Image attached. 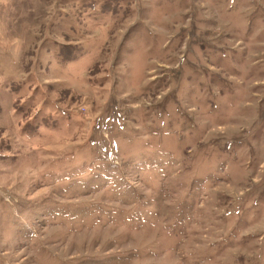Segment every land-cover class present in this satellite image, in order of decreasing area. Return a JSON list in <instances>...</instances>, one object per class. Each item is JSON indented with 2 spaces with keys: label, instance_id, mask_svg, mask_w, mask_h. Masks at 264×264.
Masks as SVG:
<instances>
[{
  "label": "rangeland",
  "instance_id": "obj_1",
  "mask_svg": "<svg viewBox=\"0 0 264 264\" xmlns=\"http://www.w3.org/2000/svg\"><path fill=\"white\" fill-rule=\"evenodd\" d=\"M0 264H264V0H0Z\"/></svg>",
  "mask_w": 264,
  "mask_h": 264
},
{
  "label": "trees",
  "instance_id": "obj_2",
  "mask_svg": "<svg viewBox=\"0 0 264 264\" xmlns=\"http://www.w3.org/2000/svg\"><path fill=\"white\" fill-rule=\"evenodd\" d=\"M65 57H68L67 55Z\"/></svg>",
  "mask_w": 264,
  "mask_h": 264
}]
</instances>
